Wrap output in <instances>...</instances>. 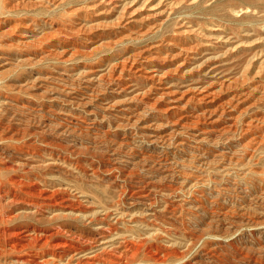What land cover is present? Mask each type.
I'll list each match as a JSON object with an SVG mask.
<instances>
[{
    "label": "rangeland",
    "instance_id": "1",
    "mask_svg": "<svg viewBox=\"0 0 264 264\" xmlns=\"http://www.w3.org/2000/svg\"><path fill=\"white\" fill-rule=\"evenodd\" d=\"M16 1L0 264H264V0Z\"/></svg>",
    "mask_w": 264,
    "mask_h": 264
},
{
    "label": "bare ground",
    "instance_id": "2",
    "mask_svg": "<svg viewBox=\"0 0 264 264\" xmlns=\"http://www.w3.org/2000/svg\"><path fill=\"white\" fill-rule=\"evenodd\" d=\"M1 1V0H0ZM4 1V0H3ZM16 1V0H15ZM21 1V0H20ZM35 1V0H34ZM45 0H36L35 2L36 3H43ZM14 2V1H13ZM12 1H8V2H6V5H7V7H10V8H14V7H16V6H21V5H25V2L24 1H22V2H17L16 1V3H13ZM112 2V1H111ZM28 3H29V1H28ZM94 3H97V2H94ZM87 5H85V7H86ZM81 7V6H80ZM82 8V7H81ZM4 9V8H3ZM9 9V8H8ZM8 9H6V11L8 10ZM20 9V8H19ZM112 9V8H111ZM5 10V9H4ZM1 12V11H0ZM13 12H14V10H13ZM2 13V12H1ZM0 13V14H1ZM13 14V13H12ZM13 16V15H12ZM15 17V16H14ZM12 18H10L7 14H4V15H0V74L2 73L1 71H2V63L3 64H7L8 62H9V59H10V55L12 54V51H14L15 50V48H17L18 46H24V47H31V49L28 51V53L26 52L25 54H27V56L25 57V58H29V56L30 55H36V53H37V48H38V45L41 43V41H40V43H38L37 45L35 44V43H33V41H29V40H27V39H24V37H26L25 36V33L23 32V30H20V26H21V20H20V18H16V19H14V21H12L11 20ZM48 20V19H47ZM23 23V22H22ZM85 24V23H84ZM97 24V23H96ZM24 25V24H23ZM98 26V25H97ZM25 28V30L26 31H29V27L28 28H26V26H24ZM128 34V33H127ZM124 35V34H123ZM123 37V36H122ZM41 38V37H40ZM41 40V39H40ZM116 41V40H115ZM117 41H118V39H117ZM171 43V42H170ZM152 46H154V45H152ZM155 47V46H154ZM99 48V47H98ZM75 49V48H74ZM93 49V48H92ZM17 51V50H16ZM43 51H46V53H51V51H50V48H47V50H46V48L43 50ZM184 51H185V49H184ZM71 53H73V51L71 52ZM181 53V52H180ZM182 53H184V52H182ZM136 54V53H135ZM148 54V53H147ZM71 55H73V54H70V56ZM188 55V54H187ZM128 56H126V58H127ZM130 57H131V59H129V60H127V61H130L129 62V67L130 66H132V68H136V66H137V64H135L134 65V62H136L135 61V58H132V56L130 55ZM134 57V56H133ZM144 57V56H143ZM22 59H24V58H22ZM123 59V58H122ZM145 59V58H144ZM148 59V58H147ZM144 62H145V60H144ZM114 64V66H115V63H113ZM119 65H120V63H119ZM134 65V66H133ZM97 66V65H96ZM122 66V65H121ZM93 67V66H92ZM119 67V66H118ZM139 67V66H138ZM146 67V66H145ZM4 68V67H3ZM113 68V67H112ZM121 68V67H120ZM119 68V69H120ZM6 69V68H5ZM118 69V70H119ZM143 70V69H142ZM147 70V69H146ZM7 72V71H6ZM124 73H125V71H123ZM127 72V71H126ZM139 72V71H138ZM117 73H119V72H117ZM133 73H134V71H133ZM135 73H137V72H135ZM140 73H142V72H140ZM130 74H131V72H130ZM129 74V75H130ZM125 75H127L128 76V74H125ZM151 75H153V74H151ZM139 76H140V74H139ZM142 76V75H141ZM132 77V76H131ZM150 78H152V77H150ZM96 79V78H95ZM154 79V78H153ZM12 81V80H11ZM7 85H10L11 87H15V86H13L14 85V83L13 82H10L9 83V81L8 82H6L3 86H7ZM9 86V87H10ZM9 89V88H8ZM5 93V92H4ZM160 94V93H159ZM164 94V93H163ZM167 94V93H166ZM0 95H1V92H0ZM204 97H208V96H210L209 94H207V93H204ZM2 96V95H1ZM3 97H5V99L7 98V96H3ZM175 99V98H174ZM177 99V98H176ZM179 99V98H178ZM243 99V98H242ZM241 99V100H242ZM2 100H4V99H2ZM1 100V101H2ZM158 100V99H157ZM171 100V99H170ZM190 100V99H189ZM193 100V99H192ZM204 100H206V99H204ZM236 100V99H235ZM173 101V100H172ZM218 101V100H217ZM5 102H6V100H5ZM171 102V101H170ZM204 102V101H203ZM139 103V102H138ZM191 103V102H190ZM180 104V103H179ZM196 104V103H195ZM212 104V103H211ZM210 104V105H211ZM217 104V103H216ZM203 105V104H202ZM215 105V104H214ZM176 105H175V102H174V104H172L171 105V107H175ZM183 106V105H182ZM182 106H180V107H182ZM198 106V105H197ZM162 107V106H161ZM160 107V108H161ZM165 107V106H164ZM170 107V106H169ZM168 106H167V109L169 108ZM177 107V106H176ZM200 107V106H199ZM207 107V106H206ZM211 108H212V105L210 106ZM217 107H218V105H217ZM230 107V106H229ZM236 107V106H235ZM205 108V107H204ZM234 108V107H233ZM159 109V108H158ZM220 109V108H219ZM157 110V109H156ZM166 110V109H165ZM170 110V109H169ZM177 110V109H176ZM204 110V109H203ZM207 110H209L208 108H207ZM212 110H214V109H212ZM235 110H236V108H235ZM179 111V110H178ZM228 111V110H227ZM234 111V110H233ZM157 112V111H156ZM166 112V111H165ZM172 112V111H171ZM170 112V113H171ZM240 113V112H239ZM167 114V113H166ZM257 114V113H256ZM156 115V114H155ZM186 115V114H185ZM229 116V115H228ZM256 116V115H255ZM258 116V115H257ZM156 117V116H155ZM223 117V116H222ZM183 119H185V118H183ZM224 119V118H223ZM233 119V118H232ZM249 119V118H248ZM251 119V118H250ZM219 120V119H218ZM195 121V120H194ZM213 121V120H212ZM216 122V121H215ZM225 122V121H224ZM260 122H262V121H260V119H258V118H255L254 120H249L248 122H246V125L248 126V127H250V126H252V125H258V124H260ZM173 123V122H172ZM188 123V122H187ZM236 123V122H235ZM214 124V123H213ZM226 124V123H225ZM144 125V124H143ZM224 125V124H223ZM150 126V125H149ZM220 126V125H219ZM228 126V125H227ZM245 126V125H244ZM212 127V126H211ZM210 127V128H211ZM226 127V126H225ZM195 128V127H194ZM232 128H234V127H232ZM262 128V127H261ZM209 129V128H208ZM175 130V129H174ZM253 130V129H252ZM251 130V131H252ZM177 131V130H176ZM250 131V132H251ZM257 131V130H256ZM209 133V132H208ZM245 133V132H244ZM243 133V134H244ZM248 133V132H247ZM253 133V132H252ZM259 133V132H258ZM251 134V133H250ZM242 135V134H241ZM246 135V134H245ZM252 135H254V134H252ZM252 135H250V137L252 136ZM256 136V135H255ZM261 136H264V135H262L261 134ZM246 137V136H245ZM244 138V137H243ZM252 139H253V137H252ZM251 139V140H252ZM256 139V138H255ZM249 141V140H248ZM25 149V148H24ZM7 166V165H6ZM94 168V167H93ZM20 175V176H19ZM16 176V175H15ZM18 176L19 177H12L10 180V182L12 183V184H14V183H21V180H22V178H21V174H18ZM31 185H32V182H29V183H26V184H24V193H26L27 195H30V196H33V195H38V192H39V190L35 187V188H33V187H31ZM46 196H48V195H46ZM45 197V196H44ZM50 197V196H49ZM64 197V196H63ZM72 203V202H71ZM74 206V205H73ZM10 229H9V227L8 226H5V227H2L1 229H0V235H4L5 236V240L4 241H2L1 242V246H0V249L1 250H3V249H6V248H9V247H21V246H24V242L25 241H27V235L26 234H24L23 232V234L22 233H18V234H13V233H11L10 231H9ZM19 230V229H18ZM19 232V231H18ZM25 232V231H24ZM29 233V232H28ZM83 234V233H82ZM98 235V234H97ZM94 238V237H93ZM29 240V239H28ZM72 248V245L71 244H68V243H63L60 247H58V249H60L62 252L63 251H65V250H67V251H71L70 249ZM85 250V249H84ZM66 251V252H67ZM88 252V251H87ZM59 253V252H58ZM38 254V253H37ZM57 254V253H56ZM51 255V254H50ZM60 255V254H59ZM58 255V256H59ZM37 256V255H36ZM40 256V255H39ZM87 256H89L90 258H94L95 256H97L96 254H92V255H87ZM44 258H46V257H44ZM83 258H81L80 259V264H86L87 262H88V260L89 259H87L86 258V260H82ZM20 264H24V263H27V262H31V263H33V264H45L46 262H48V259H38V257L37 258H35L34 256H32V255H21V256H19L18 257V260H17ZM96 260H94V262H95ZM17 264V263H16ZM91 264H93V263H91Z\"/></svg>",
    "mask_w": 264,
    "mask_h": 264
}]
</instances>
